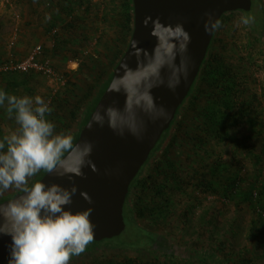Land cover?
I'll return each mask as SVG.
<instances>
[{
  "label": "rangeland",
  "instance_id": "1",
  "mask_svg": "<svg viewBox=\"0 0 264 264\" xmlns=\"http://www.w3.org/2000/svg\"><path fill=\"white\" fill-rule=\"evenodd\" d=\"M8 1L10 7L0 9V65L22 60L40 45V58L48 60L66 82L34 71L17 72L13 78L0 72V89L8 82V95L41 97L51 108L46 118L55 125L54 131L73 137L123 46L121 0H18L27 5L25 16L21 7H15V0ZM34 3L41 7L34 10ZM262 4L264 0L252 2L247 16L253 21ZM223 15L210 41L207 62L213 57L221 59L218 62L225 64L230 77L212 75L203 81L204 69L198 79L197 103L188 100L181 107L139 177L150 183L143 191L137 183L128 198L133 209L141 212L137 222L158 235L153 252L92 247L73 256L69 264L125 258H132L131 264H264V225L255 207L258 203L250 206L238 190L222 196L220 187L228 170L239 169L240 188H245V176L254 177L261 167V177L264 174V29L256 35L253 22H241L242 11ZM227 93L234 110L248 106L250 113L245 118L243 111L237 125L231 127V141L216 135L209 138L203 106L211 97L223 104ZM8 107L7 100L0 104V141L19 129L15 112L10 114ZM255 155L262 156V166L256 165ZM218 164L225 171L215 181L210 171ZM204 177L215 182L212 190L195 186ZM156 184L165 191L166 205L157 200ZM18 192L14 186L0 190V198ZM153 205L154 211L144 209Z\"/></svg>",
  "mask_w": 264,
  "mask_h": 264
},
{
  "label": "water",
  "instance_id": "2",
  "mask_svg": "<svg viewBox=\"0 0 264 264\" xmlns=\"http://www.w3.org/2000/svg\"><path fill=\"white\" fill-rule=\"evenodd\" d=\"M131 2L128 45L74 142L91 146L87 157L91 164L83 167V176L45 172L39 179L46 185L76 186L72 204L65 207L73 212L90 210L92 241L124 230L128 187L170 126L206 56L216 27L206 31L205 25L215 24L226 12L248 11L252 5V0ZM73 163L72 156L64 161L69 167ZM81 193H87L91 203ZM10 245L11 236L0 233V264H8Z\"/></svg>",
  "mask_w": 264,
  "mask_h": 264
},
{
  "label": "clouds",
  "instance_id": "3",
  "mask_svg": "<svg viewBox=\"0 0 264 264\" xmlns=\"http://www.w3.org/2000/svg\"><path fill=\"white\" fill-rule=\"evenodd\" d=\"M253 19L246 16L241 22L248 25ZM218 26L219 22L206 24L205 29ZM5 100L7 111L15 112L19 129L0 141V190L14 186L22 193L0 205V233L11 236L8 264H69L93 240L90 210L73 212L65 207L73 202L75 185L65 188L40 181L29 185L28 178L41 170L83 176V167L91 164L87 159L91 146L74 145L70 134L55 132V125L46 118L51 108L41 97L0 91V104ZM69 156L74 160L70 167L64 164ZM81 195L91 203L87 193Z\"/></svg>",
  "mask_w": 264,
  "mask_h": 264
},
{
  "label": "trees",
  "instance_id": "4",
  "mask_svg": "<svg viewBox=\"0 0 264 264\" xmlns=\"http://www.w3.org/2000/svg\"><path fill=\"white\" fill-rule=\"evenodd\" d=\"M255 0H252V2H254ZM121 21H122V30H121V34L122 37H124V39L122 40L121 43H123V46L120 49V54L118 56V60L116 62V64L118 63L120 57L122 56L123 52L125 51L127 44L129 42L130 36H131V32H132V28H133V7H132V2L131 0H121ZM259 10L256 12H254V15L257 16V18H255V21H253V25H252V30L255 32L256 35L260 36L262 34V31L264 29V17H262L263 11H264V6L259 5ZM262 11H261V10ZM252 9H250L249 11H242L245 15V17L249 14V12H251ZM257 13H259V16L257 15ZM224 15H222L218 22L220 24L221 22V18ZM124 47V49H123ZM123 49V50H122ZM210 44L208 46L207 52H206V56L204 58V60L202 61V64L200 65L198 74L194 80V82L192 83L190 90L187 94V96L185 97V99L183 100V102L178 106L174 118L170 123V126L168 127V129H166L163 134L161 135L159 141L157 142V144L155 145V147L153 148V150L150 152L148 159L146 160V162L144 163V165L141 167V169L139 170V172L136 174V176L133 178V180L131 181L129 187H128V192L125 198V202L123 205V219H124V223H125V228L122 231L124 234L123 236H115L112 238H108V239H102L100 241H91L85 249H89L92 247H101V246H107V247H114V248H120V249H126V250H133V251H145V250H149L151 252H153L154 250V244L156 243V241L158 240V235L148 229H146L144 226L140 225L137 220H136V216L140 215L141 212H139L138 209L134 210L133 207L129 204L128 202V198L130 193L132 192V190L134 189L135 185L138 183L139 188L143 191L144 187H146L150 181H148L147 178H143L139 180V177L141 176L144 167L146 166L147 162L149 161V158L152 156V154L154 152H156L161 143L163 142V140L165 139V137L167 136V134L169 133L170 129L172 128L177 115L181 109V107L184 106V104L189 100L190 102L193 103V105L195 104V102L197 103V95L198 93L196 92V89L198 87V79L199 77L203 74L204 69V77L205 79H203V81H206V79L212 75H216V76H223V77H228L230 71L228 70V68L225 66L224 63H220L218 62L219 58H215L213 57L211 62H207L208 57L210 56ZM116 64L114 66H116ZM207 66V67H206ZM15 73L17 72H6V77H12ZM230 77V76H229ZM13 78V77H12ZM111 78V73L108 75V77L103 81V84L101 86V88L99 89L98 93L96 94V97L94 98V101L91 103V105L87 108L85 114H84V118L82 120V122L80 123V125L78 126L74 136H73V143L76 141L79 131L82 128V126L85 124V122L87 121L91 111L93 110L96 102L98 101V99L100 98L101 94L103 93L104 89L106 88L109 80ZM10 84L7 82L5 83L3 90L4 92H7L9 89ZM195 96V97H194ZM226 98L223 99V104H220L218 101H216L214 99V97L208 98L206 101V104L203 109L204 111V120H203V125L205 127L207 136L210 138L213 135L218 136V138H222L224 140H229L231 141V135L229 134V130L231 129V127H234L237 125L238 121L242 118V112L244 111V115L245 118L249 115L250 111L248 109H246L248 106H245V110H243V108L234 110L235 106H232L230 104V96L227 93L225 95ZM246 148V147H245ZM264 152V149L262 150ZM255 160H256V165L257 166H262V156L261 155H255ZM262 170V167H261ZM261 170L260 168L258 169V174L256 173L254 175V177L248 178V176H245V188H240L239 182L241 181V178L239 177V169L237 171H230L228 170L227 175L225 176V180L226 182L221 184L220 187H222V191L223 194L222 196H228L229 194L233 193V192H239L241 197L243 199H245L246 202L249 203V205L253 206L255 205L254 203L257 202L258 204L255 205V207H258V212L260 213V217L262 218V223L264 225V174L263 177H261ZM222 171H225V168L223 166H221V164H218L217 166H214L213 169H211L210 173L213 174V180L217 181V178H219V180H221L220 177H218V175H220V173ZM46 171L41 170L39 173H37L32 181L29 182V185L33 184L36 181H39V179L43 176V174ZM261 177V183H260V177ZM151 178V177H149ZM150 180V179H149ZM138 181V182H137ZM214 182V181H213ZM211 180H207L204 179L200 180L199 182L195 183V186L198 187L199 189H204L207 191L212 190V185L215 183H213ZM154 191L158 194L157 200L161 201L159 203H162L163 205H166L168 202V199L165 198V191L163 190V188L159 185L156 184ZM214 191V190H213ZM219 190H217L218 192ZM13 195L10 196H6V197H2L0 198V202L10 198ZM164 196V198H163ZM160 199V200H159ZM254 207V206H253ZM145 210H150V211H154L156 208L155 205H153L152 208H145ZM258 213V214H259ZM261 231H264V228H262ZM134 260L132 258H125V260L123 261H113L111 260L110 262H101L98 264H131L133 263ZM96 264V263H95ZM144 264H148L144 263ZM151 264V263H149Z\"/></svg>",
  "mask_w": 264,
  "mask_h": 264
},
{
  "label": "built area",
  "instance_id": "5",
  "mask_svg": "<svg viewBox=\"0 0 264 264\" xmlns=\"http://www.w3.org/2000/svg\"><path fill=\"white\" fill-rule=\"evenodd\" d=\"M42 48L40 45L34 46L31 52L22 60H7L0 65V72H22L34 71L44 75L50 80L55 79L65 84L66 78L56 74L54 68L48 60L40 58Z\"/></svg>",
  "mask_w": 264,
  "mask_h": 264
},
{
  "label": "crops",
  "instance_id": "6",
  "mask_svg": "<svg viewBox=\"0 0 264 264\" xmlns=\"http://www.w3.org/2000/svg\"><path fill=\"white\" fill-rule=\"evenodd\" d=\"M14 1V0H13ZM16 1V2H15ZM13 3L15 4V7L16 6H18V7H21L22 8V12H24V16H25V11H26V9H27V5L26 4H24V3H21V2H23L22 0H21V2H19L18 0H15ZM5 4V5H4ZM10 7V4H9V1L8 0H0V9H4V8H9ZM32 7H34L33 9L34 10H37L38 8H40L41 6L40 5H38V4H36V3H34L33 5H32ZM9 10V9H8ZM29 21H30V19H28ZM0 90H3V88L2 89H0Z\"/></svg>",
  "mask_w": 264,
  "mask_h": 264
},
{
  "label": "flooded vegetation",
  "instance_id": "7",
  "mask_svg": "<svg viewBox=\"0 0 264 264\" xmlns=\"http://www.w3.org/2000/svg\"><path fill=\"white\" fill-rule=\"evenodd\" d=\"M251 7H252V5H251ZM251 9V8H250ZM32 181V180H31ZM30 182V181H29Z\"/></svg>",
  "mask_w": 264,
  "mask_h": 264
}]
</instances>
